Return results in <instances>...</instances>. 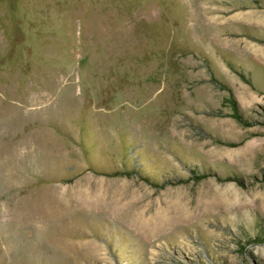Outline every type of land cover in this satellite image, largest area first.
<instances>
[{"label": "rangeland", "instance_id": "374dc122", "mask_svg": "<svg viewBox=\"0 0 264 264\" xmlns=\"http://www.w3.org/2000/svg\"><path fill=\"white\" fill-rule=\"evenodd\" d=\"M0 264H264V0H0Z\"/></svg>", "mask_w": 264, "mask_h": 264}, {"label": "bare ground", "instance_id": "6f19581e", "mask_svg": "<svg viewBox=\"0 0 264 264\" xmlns=\"http://www.w3.org/2000/svg\"><path fill=\"white\" fill-rule=\"evenodd\" d=\"M173 206H176V207H174V211L176 210V213H181L182 212V208L181 207H179V203L178 202H175V204H173ZM171 209H173V208H171V207H167L166 209H165V212H163V214H161V212L159 211L157 214H155L154 215V217H156V218H159V217H163V216H161V215H166V216H169L170 214V212H172L171 211ZM169 214V215H168ZM179 214H177V215H179ZM185 214V213H184ZM188 214V213H187ZM171 218H173V216H171Z\"/></svg>", "mask_w": 264, "mask_h": 264}]
</instances>
